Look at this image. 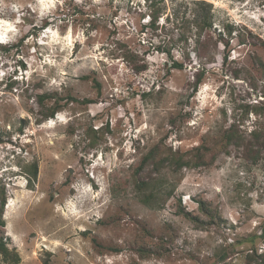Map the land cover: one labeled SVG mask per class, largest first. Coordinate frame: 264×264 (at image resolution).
Instances as JSON below:
<instances>
[{
    "label": "rangeland",
    "instance_id": "obj_1",
    "mask_svg": "<svg viewBox=\"0 0 264 264\" xmlns=\"http://www.w3.org/2000/svg\"><path fill=\"white\" fill-rule=\"evenodd\" d=\"M0 36L1 235L18 264H258L264 0H0ZM234 125L243 143L224 149ZM202 145L207 166L166 161ZM154 149L159 170L142 165Z\"/></svg>",
    "mask_w": 264,
    "mask_h": 264
},
{
    "label": "trees",
    "instance_id": "obj_2",
    "mask_svg": "<svg viewBox=\"0 0 264 264\" xmlns=\"http://www.w3.org/2000/svg\"><path fill=\"white\" fill-rule=\"evenodd\" d=\"M157 20H158V14L155 13L153 14V20H152L151 26H155V23L157 22ZM206 23L207 22H205L204 24ZM203 29L204 28H202V30ZM174 67L181 69L183 66L181 64L175 63ZM201 83H202V79L201 78L197 79V81L195 82V87H198ZM56 112L53 111L52 113H50L48 116H46V119L53 118ZM253 138H254V141H257V143H261L260 142L261 139L264 140V128L262 130L255 131L253 134ZM220 141L223 142L224 149H227L230 145L241 146L243 143V138L240 136L237 130V126L234 125L231 128L224 131L223 133H221ZM207 149L208 147L206 145H202L201 147L197 148L196 149L197 153L195 155V159L193 160V162H191V159L185 160L184 157H180L179 159L176 160L172 156L167 158L168 160L166 161H168L169 165L171 164L170 166H172L175 163L178 165L180 164V168L207 166L208 163L205 160V153L208 152ZM256 156L254 157V160H256ZM164 160L165 159L163 158L158 159V153L154 149L144 158L142 165L144 166L146 165V163L153 161L155 169L157 168V170H159V165H162ZM34 168H35V171L33 173V178L36 179L37 173H38L37 166H34ZM152 180H155V181H152ZM156 180L157 179H151V181L149 182L146 181V182L138 183L137 187L140 189V191L145 192L144 196L141 197V202H143L145 205L153 206L154 202H156L155 193L157 191V188L159 187V184ZM5 205H6V188L4 184H2L0 181V255L3 256L4 259L10 262L11 264H18L20 263V256L18 255V253L10 251L8 249L1 235V231L5 227V221L3 219L4 212H5ZM201 205L204 206L205 205L204 202H201ZM262 237H264V234ZM255 239L256 237H252L251 241H255ZM259 259L260 260L257 263L264 264V256H260Z\"/></svg>",
    "mask_w": 264,
    "mask_h": 264
},
{
    "label": "bare ground",
    "instance_id": "obj_3",
    "mask_svg": "<svg viewBox=\"0 0 264 264\" xmlns=\"http://www.w3.org/2000/svg\"><path fill=\"white\" fill-rule=\"evenodd\" d=\"M0 44H6V43L4 42V38H3L2 36H0Z\"/></svg>",
    "mask_w": 264,
    "mask_h": 264
}]
</instances>
